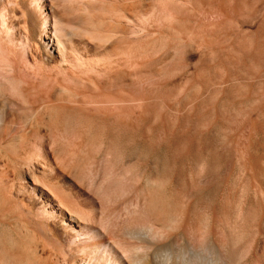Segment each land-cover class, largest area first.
Wrapping results in <instances>:
<instances>
[{
    "label": "bare ground",
    "instance_id": "6f19581e",
    "mask_svg": "<svg viewBox=\"0 0 264 264\" xmlns=\"http://www.w3.org/2000/svg\"><path fill=\"white\" fill-rule=\"evenodd\" d=\"M3 1L4 0H0V221L1 222L2 221L7 222L11 220L18 221L19 218V221H21V223L23 224L21 225L25 226L26 230L19 228L22 231L24 230L23 232H20L19 230L20 233L19 235H21L22 238L21 243L16 245H4L0 243V264H264V240H263L264 238L261 239L264 233V225L261 226L260 224L261 222H256L255 220H252V222L255 221L256 224L253 223L255 225L253 226L254 227L253 237L251 236L252 240L251 242L248 243L247 218L245 215L246 211L244 213V209L241 204L242 202L239 201L236 202L237 200L236 201L234 200L236 196L232 198L229 194L230 192L224 193L216 201L213 198L215 201L214 204L215 207L212 205L211 207L208 206L205 207L206 205L205 206L202 205L200 207L201 208L204 207L205 209L204 208L199 210L196 209L198 211H195V208L197 207V203H198L197 201V203L195 204L196 202L194 195L195 193L191 191L190 194L192 192L193 194L188 195L189 191L188 192L186 191L187 195L186 194L184 195L183 193V196L178 195L179 197L176 198L174 197V201H172V203L174 202L176 207L173 206L172 210L171 209L169 210L163 207L164 205L166 207L169 203L163 201L162 199H161L162 201L158 200V197H160V195L159 196L156 195L158 193H155L150 189L153 184L159 183L157 176L150 175L149 177L148 176L145 177L143 175L145 178H142L143 176H141V173H139L140 174L139 177L141 179L138 177L139 179H137L134 184V186L136 187V188L134 187L135 189H133L134 197L133 196H131V198L129 197L130 199H132L133 197V200L136 199L135 203H137L138 201L140 205H138L137 207H133L135 205L133 206L130 205L133 203V201L131 200L132 202L130 203L128 202L129 200L128 201L126 200L127 203L125 202V205H123L122 210L118 211V215L115 214V216L117 215L116 217L113 216L114 214H111V216H107V217L105 216L106 218L104 219V221L102 222L100 221L101 224L99 223L100 226L97 229L96 236L93 239L89 240V237L86 236L87 235L86 232H85L86 235H83L84 233L82 230H85L83 228L87 227L88 225L91 226V221L93 222V220H90L86 215L84 216L82 214L83 212L81 213V210L76 209L77 205L78 207L80 206L79 202L76 203L77 204L76 207L73 206V204L71 203L72 200H70L68 197L75 196V193H73V191L75 190L72 191L73 194H66L67 192L64 193L63 190L60 189L61 186L59 187L58 185L59 183L57 184V181L52 180L48 175H46L47 173L45 172L47 171L46 170L47 168L51 167V165L59 155H62L63 153H67L70 156V163L67 174L71 176L70 179L77 178L79 175L83 174L84 169L89 162L95 161L100 163L102 160L106 161L108 165H111L112 168H114L116 171L118 169L119 170L122 169L123 171L121 175L123 174L125 175L128 171H131L132 168L142 165V163H140L138 159L135 161L132 155L126 151L129 150L128 147L130 143L132 142L140 143L146 148L155 150L154 147L156 145L162 144L169 139L171 140L173 138L178 139V138H182L181 136L185 135L183 137L187 136V138H189L190 140L192 135L191 134L190 136L187 135L188 132H186V130L188 131L189 128L185 125L184 126L188 128L186 129L184 127L186 129L185 130L186 133L184 131H183L184 134L179 133L181 129L179 130L176 129V131L178 130L176 133L175 132V127H177L175 125L176 123L172 122V119L170 121V118H168L173 114L172 112L173 110L172 111L170 110L172 112V114L170 113V115H168L167 112L164 110V108H166V106L169 105L167 103H172L171 101L167 100L168 101L167 102L164 99L169 95L170 92L168 90L170 89L165 88L166 86H164L165 89L162 90L161 93L159 92L160 87H162V85L166 83V80L165 82H162L163 81L162 80L161 81L162 85H161L159 81H155L157 78H154L151 75L150 76L155 79L152 80L153 82L151 81V79L153 78H150L148 75H145V73L143 75L148 76L147 77L148 79H144V77L140 78L139 75L140 74L142 75L141 72H138L140 73L138 75L137 73L134 72L130 74H124L125 72L123 73V71H121V69L123 68L122 66H124L127 63L126 62L127 60L123 58L124 57L123 53L124 55L129 54L127 56L131 55V47H132L131 42L133 41L131 38L126 36L129 31H127L126 27L124 26L121 27L120 22H124L126 26H133L137 24V21L138 22L142 21V20L140 21L137 20V17L140 18V16H136L134 10L136 9L137 12L138 9L135 8L136 6L142 8L143 1L141 3L140 0H139L140 2L138 0H119V2L121 1V3L118 6L119 10L117 9L118 7L116 8V10H118L117 12H114L116 10L112 11L113 8L112 9L110 8V10L109 8H107L108 10L106 11H109L110 14L115 18L116 25L114 26L112 25L111 27L109 26V28L104 29L103 33H99L100 36L97 35L95 37V38L100 37L95 41H93L94 36H92L94 53H93V57H91L90 59L83 57L82 55H76V54L74 55V53L71 52L70 49L73 47L72 39H71L72 37L71 36L69 37L68 33L66 32L65 22H64L65 27L63 26L62 23H59V25H57L56 22H54V24L50 22L51 24L47 26L43 25L44 28L38 34H35L33 37L30 36L29 38L32 44L34 45V50H35V51L32 49L29 50L31 52L30 54H32V56L34 54L35 57L33 56V58L38 60V62L36 61L38 64L34 63L33 65H26V64L20 65V63L18 62L19 59L17 60L14 54L13 46L11 47L10 43L6 39L7 37H5L6 24L3 15L5 9ZM64 1L67 2V0ZM192 1L191 2L189 1L190 2L188 6L189 8L184 6L183 9L182 6L180 7L175 6L174 8L172 7L169 12L167 11L168 14L166 12V15H170L173 18L180 20L191 21L193 16H197L195 15L196 10H199L198 9L199 7H196L197 3L195 4ZM207 2L210 1L207 0ZM83 4L81 5L82 9L85 7ZM89 4L90 3L88 2V5ZM60 5L64 7L63 4L60 3ZM90 7L92 8L93 6L90 5ZM205 7L206 10H203V12L205 11L206 16L208 17L209 13L212 11L213 8L212 6L210 7V4L208 6V9L206 5ZM103 9L105 10V8ZM141 11L142 10H140V14L142 13ZM142 16L144 15H141V17ZM209 16L212 17V15ZM211 17L210 18L208 17L209 19H207L204 16L203 18H206L207 21L205 22L206 24L202 23L203 28L206 25L204 29L206 31L209 30V32L207 31L209 33V36H211V31H213V29L211 30V27H213L212 22L210 21ZM196 18L197 17H195L194 19ZM47 21H48L47 18H45L44 22L47 23ZM200 22H203V20ZM200 22L199 23L197 22L198 25L199 24L201 25ZM155 24L163 27L161 25L160 13L159 14L156 13V15L154 14L150 19L147 18L145 19L143 17V24L141 25L142 26L145 25L146 27L151 28ZM189 25L190 24H188V26ZM145 26L142 27L143 30L145 29ZM143 30L141 29V31ZM99 31L101 32V30ZM206 31L203 32L208 34ZM132 32L130 31L129 33L132 34ZM195 32L196 34H198L199 37L200 36L199 32L196 31V29ZM117 33L119 34L122 33L121 36L116 37V38L118 37L120 38L118 39L115 38L116 40L113 39L114 41L109 39L112 35H113L112 37L118 35ZM94 35H96V33ZM188 36L190 37V34ZM194 36L195 35L193 34V37ZM201 36H205V35H201ZM196 37L195 39L197 40ZM208 38H206V40ZM99 40L100 41L103 40L104 43L98 42ZM200 40L203 43H206L205 46H208L209 47L208 50L210 51V48L213 47L212 46L213 44L211 43L212 42L211 40H213V36L211 40L208 39V41H205V39L202 40V38ZM96 41L98 43L94 44V42ZM71 44L72 47L70 46ZM198 45H200L199 47L205 48L204 46H202L204 44H202L201 42L200 44L198 42ZM198 45H197V50H198ZM257 45L259 46V44ZM118 46L121 47V50L118 49V51L116 52L115 51L116 49L114 50V48L116 47L118 48ZM221 49L222 48H220L219 50L222 52ZM211 50L212 51L208 53L212 54V52H214L216 49L213 51L212 48ZM119 51L121 52L123 57L118 53ZM134 53L136 52L134 51ZM226 53L227 51L225 52V54ZM219 54L215 53L214 55L213 53L212 55L218 58ZM259 54H260V58L261 56L262 58H264L263 55H261V51ZM257 55H255L254 57H256ZM127 58L130 59L131 57L130 58L127 57ZM241 59H243V56ZM240 61L241 60H239V62ZM223 62H217V63H222L223 65L225 64V60ZM225 66L227 68L226 64ZM128 67L125 68L129 69ZM260 67L262 68L261 65ZM200 69L201 68H199V70ZM228 71L229 70L227 69L226 72L228 73ZM232 72L228 74L230 75ZM231 76H233L234 78L233 73L231 74ZM163 77H165V75L162 76V78ZM225 77L228 76L225 75ZM168 78L169 77H167V79ZM191 78L193 77L191 76L190 79ZM233 78H230V80L231 79L233 80ZM217 81L218 80H216L215 83H217ZM156 82H159V84H156ZM224 82L226 81H223V83ZM144 84L145 86L143 87ZM167 84L169 83L167 82ZM206 84H208V82ZM169 86L171 87L170 84ZM174 86L176 85L174 84ZM184 87L182 86L183 90L186 89V87L188 86H186L185 88ZM157 88H159L158 93L156 91L158 90ZM263 90L264 88L262 89V92ZM171 96L173 97V95ZM207 102L209 104L208 108L209 106L212 107L214 105V104H212V106L210 105V103H214L213 101L210 103L209 101ZM161 106H163V108ZM200 107L198 108L201 110L202 108ZM202 107H206V105ZM217 107L218 106L216 105V108ZM228 107L229 106H226V108ZM213 109H211L210 112H212ZM206 110L207 108H205L204 111L206 112ZM224 110L223 112H225ZM179 111L181 112V110ZM213 111L215 112V109ZM188 112L190 111L188 110L186 113ZM230 113L227 112L226 115L227 114L230 115ZM194 114H192V116ZM179 115L181 116L182 114L179 113L177 115L175 114V116L176 117L178 116V118ZM184 115L185 113H183L182 116ZM217 115H218V110H217ZM229 115L228 117L233 116V115L230 116ZM149 116L157 117V123H159L161 125L160 127H162L161 131L159 130H157L158 132H154L151 130L140 131L135 129L137 127V126L135 127L136 125L135 123L139 121L143 122L149 120L148 119ZM185 117L187 116L185 115ZM193 117H195V115ZM199 117L201 118L202 115H199ZM226 117L227 116L223 114V116L221 117L222 121L223 120L226 121L227 119ZM235 117L233 116V119ZM172 118L174 119V117ZM178 118L177 120H180ZM174 120L176 121V119ZM186 120L188 121V119H183V122ZM195 120H197V118ZM214 120H211L212 123ZM152 122L155 121L153 120ZM152 122L149 123L150 125H148L150 128L151 127L154 128V126L156 125V124L154 125V123ZM188 122L190 124L192 121L191 122L188 121ZM209 122L207 124L210 125ZM249 124L250 127H252L254 122ZM182 125L180 126L182 127ZM193 125L195 126V124H192L191 128H193ZM208 126L207 125L204 126V129ZM226 128L229 130L230 127L229 128L226 127ZM247 128H249V126H247ZM209 131L207 133H209ZM195 132H197L196 135H199L198 131L195 130ZM220 132L222 133V131ZM224 132L226 131L224 130ZM40 136H45L47 138V141H50L51 145L47 148V151H45L44 149L45 151V155H43L44 157L40 158L41 160L40 159L38 160V157L34 152L31 142L32 141L34 142V139ZM70 138H72L73 141L72 143H70L72 144L71 146H69ZM246 138L248 139V136ZM184 139L185 138H183V140ZM192 139L194 140L195 138ZM228 139L229 138L226 135H224V137L221 136L220 140H222L223 144L224 143L226 144L227 142L231 141L230 139H229L230 141ZM172 141L174 142V140ZM241 142L243 143V141ZM231 146L233 145L231 144ZM231 146H229V148L227 147L225 148H227L228 150L230 149L232 150L233 148ZM249 147L251 146H249L246 143L245 145H243V148L241 146L242 149L240 147H239L240 149L235 147L239 149V151H236L237 149L234 150L235 148L233 150L235 151V153L237 152L239 154L238 158H241V160L240 159L239 160L241 161L244 170L250 173L251 179L254 182L258 192L260 194H263L264 180H259L258 175L264 174V162H262V160L264 159H261L262 156L261 158L256 156L253 157V155L255 154L250 156V154L252 153L251 152L250 154L248 153ZM227 149L226 150L222 149V151L225 150L226 152ZM232 152L233 151H231V153ZM226 153L228 154L229 152L227 151ZM235 155L236 157L238 156L237 154ZM235 155L233 153V156ZM229 161H233V159L231 158V160ZM151 163L154 164V162ZM233 163L231 164L233 167H231V165L229 164H228L229 166L226 165L227 174L229 173L228 172L229 167L232 168V170H234ZM38 165L41 168V170L38 167ZM226 177L228 176L226 175ZM123 178L121 177V179ZM25 180H28L29 183H31L30 184L31 186H29L30 188L29 193L32 196L29 195L27 196V198L35 202L38 201L39 210L41 209L44 210L43 207L45 206V202L50 203L52 208L56 210L52 218L51 219L49 218L50 223H44L43 222L44 219L43 221L38 219L39 221L37 220V223H35L34 221H32V219H34L35 216L37 215L33 214V217H27L28 214L30 215L33 213L32 205L29 202L27 203L25 201L24 202L17 201V203L13 201L14 200L13 195L16 192V186L19 185L17 183H20L22 181L25 182ZM119 186L120 187L122 186V181L120 179H114L112 177L109 179L108 178L103 179L88 194V197L82 199V203L81 202L80 203L83 205H88L89 203L92 204V206L93 204L96 205L99 202L98 200H101L102 193L104 191L110 189H111L110 191H112V188L119 189ZM42 201H44V203ZM159 201L162 203L165 202L167 204L164 203L163 206H160L158 203ZM201 202L202 201L200 200V203ZM209 203L210 202H207V204ZM233 205L236 206V210H237V215L235 214L236 221L233 222L235 223L233 224L235 225V229H234L235 233L233 232V234L235 235L233 239L235 238V242L237 241V245L235 246L233 244V246H235V250L233 249L234 250L233 252H235L238 256L235 255V253L231 252L232 246L230 244V241L233 236L232 229L234 227H232L231 229L230 224L232 222L230 223L229 220L226 218L227 214H229L228 212L230 208ZM193 206L194 208H192ZM257 208L255 209L257 210ZM259 209L262 208L259 206ZM262 215L264 216V213ZM257 218L259 219V217ZM208 224H210L211 226L210 228L208 227L207 229L206 226ZM205 228L207 230H205ZM88 229L91 228L88 227ZM80 230L82 232H80ZM172 232L177 233L181 236L183 245L181 244L180 246L177 243L179 246L176 244L177 245L176 247L173 241H172L174 243V244L172 243L173 245L171 244L170 241H168V237L170 236L169 234H171ZM70 234L71 237L70 238L68 237L69 238L68 240L64 238L65 240H67V242L65 243L63 242L64 243L63 244L61 242L62 238L69 236ZM179 235H177V237ZM203 235H205L206 239L200 238L203 241L197 239L198 237H204ZM180 236H179V240L181 239ZM162 239L165 241L162 242L161 241ZM195 239L196 242L200 241L202 245L201 244L197 245V243L200 242L194 244L193 243L194 241L192 242V240ZM179 242H181V240ZM193 244L197 246H194Z\"/></svg>",
    "mask_w": 264,
    "mask_h": 264
},
{
    "label": "rangeland",
    "instance_id": "374dc122",
    "mask_svg": "<svg viewBox=\"0 0 264 264\" xmlns=\"http://www.w3.org/2000/svg\"><path fill=\"white\" fill-rule=\"evenodd\" d=\"M87 1L88 0H86V2ZM117 1H118V3H117ZM140 1H141V3L143 1V3H142L143 6H142V8H139L136 6L135 8H137L138 10L136 12V9L134 8L135 9L134 13L136 16H140V18L137 17V20H139V21L142 20V21H140V22L137 21V24L133 25L134 27L133 26H126V24L124 22H120L121 27L122 26L126 27L127 31L132 32L133 30H135L132 32V34L128 32L129 34L127 33V35H126L127 37L131 38L133 41V42H131L132 43L131 46L132 47L134 46L133 47L134 49L131 47V55L132 56L131 55L127 56L129 54H125L126 55V57H125V55L123 53V56H124L123 57L121 52L120 51L118 52L125 60H127L126 61L127 63L124 66H122L123 68L121 67L122 68L121 71H123V73L125 72L124 74H130V73L134 72V73H137L138 75L140 74L138 72H141L142 75L141 74H140L141 76L139 75L140 78L144 77V79H148L147 78L148 76L150 78L154 77L157 79L155 80L153 78V79H151V81L152 80L159 81L161 85H162V82H165V80H166V83L163 84L162 87H160V91H159V88H157L158 90H156V91H157V93H158V91L161 93V91L164 90L165 88L170 89V90H168L170 92L169 95L171 94V95H173V97L171 95L170 96L168 95L164 99L166 101L169 100L172 103H167V104H169V105H167L168 108L166 106V108H164V110L167 112L168 115H170V113L172 114V112H173V114L171 116L174 117V119H176V121L171 116L168 118H170V121L172 119V122L176 123L175 124L177 126V127H175L176 133L179 129H181V131L179 133L184 134L186 129H188V128L190 129V130L188 129V131L186 130V132L189 133V134L187 133L188 136H190V134L192 135L190 140H189V138H187V136L183 137V136H185V135H183V136H181L182 138H178L179 140L173 138L172 140H174V142L171 139H169L162 144L156 145L154 147L155 150L146 148L140 143H134V142L130 143L129 147H128L129 150H126V151L132 155V157H133V159H135V161L138 159L139 162L142 163V165L141 166L139 165L137 167L132 168L131 171H128L125 175L124 174L121 175L122 171H123L122 169H120V170L118 169L116 171L114 168H112L111 165H108V163L106 161L102 160L100 163L95 162V161L89 162L86 165L83 174L79 175L77 178H74V179L71 178L70 179L71 176L67 175L68 174V167H69V163H70V156L67 153H63L62 155H59L57 157V159H55V161L53 162L51 167L46 169L47 171H45V172L47 174L46 173L45 174L48 175L52 180H56L57 184L59 183L58 184L59 187L61 186L60 189L63 190L64 193H66V192H67L66 194L75 193V196L68 197L70 200H72L71 203L73 204V206L76 207V205H77L76 203L79 202L80 206L78 207V205H77L76 209L81 210V213L83 212L82 214L84 216L86 215L90 220H93V222L94 221L98 222V223L97 222L93 223L91 221V226L88 225L87 227H84L83 229H85V230L81 229L84 233L83 235H86V233H87L86 236L89 237V240L93 239L96 236L97 229L100 226L99 225L100 221L101 222L104 221V219L107 216H111V214H114L113 216H115V214L118 215V211L122 210V207H123V205H125L126 200L127 201L129 200L128 202H130V203L133 201V203L130 204L131 206L135 205L133 207H137L138 205H140V203L138 201H137V203H135V200H136L135 198H134L135 200H133V197H134L133 196V193H134L133 189L136 188L134 186V184H135L136 180L140 178L139 173H141V176L144 175L145 177H147V176L149 177L150 175L151 176H157L159 183H156L157 185L153 184L152 187H154V188L151 187L150 189L153 192L158 193L156 195H158V196L160 195V197L157 196L158 200L162 199L163 201H166L167 203H169L165 207V205H164L165 202H163V203L160 201L158 202L160 206L164 205L163 207L167 208L169 210L170 209L172 210L173 206L176 207L175 203L174 202L172 203V201H174V197L176 198L179 196H183V193H184V195L185 194L187 195L188 191H189L188 195L193 194V192L195 193L194 194L195 200H196L195 204L198 201L197 207H199V208H197L195 206L196 207L195 211H198L199 209H203L204 207L203 208L200 207L202 205H204V206L206 205L205 207H207V206L211 207V205L215 207V205H214L215 201L224 193L230 192L229 194L232 198H234L236 196L234 198L235 201L237 200L236 202H238V201L242 202L241 204L243 206L244 213L246 211L245 215L247 218V230H248L247 242L249 243V242H251L252 237H253V232H254L253 226H255L254 224H256V222H261L260 223L261 226L264 225V221H263L264 216L262 215L264 213V208H263L264 207V192H263V194H260L258 192L254 182L251 179L250 173H248V171L246 172L244 170V168L241 164V161H240L241 158H238L239 154L237 152L235 153L234 150H236L239 147L241 148V146L243 148V145H245L247 143L249 146H251L248 148V151H249L248 153L249 154H250V152L252 153V154H250V156L255 154V155H253V157L256 156V157L261 158V156H262L261 159H264V154H263L264 153V95H263L264 90L262 92V89L264 88L263 87L264 86V68H263L264 67L263 66V64H264L263 59L264 58H262V56L260 58V54H259L261 51V55H263V57H264V48H263L264 47V43H263L264 42V0H213V1L208 0L211 3L207 2V0H197V1L196 0H193V1L189 0L190 2L192 1L195 4L197 3L196 7H199L198 8L199 10H196V14H195L197 16H193L191 21L190 20H188V21L180 20V19L173 18L170 15H166V12L167 11L169 12L172 7L174 8L175 6L176 7L182 6L183 9H184V6L188 7L189 3H190L188 0H140ZM84 2H85V0H67V2H65L64 0H4L3 3L5 6V9H4L3 15H4L5 24H6L5 25V30H6L5 37H7L6 39L10 43L11 47L13 46L14 54H15L17 60L19 59L18 62L20 63V65H24V64L33 65L34 63L38 64L37 63L38 60L33 58L34 54H33V56H32V54H30L31 52L29 50H31V49L34 50V45L32 44V42L29 38H30V36L33 37L35 34H38L44 28V26H47L51 23L54 24V22H56L57 25H59V23H62L63 26L66 23V25H65L66 27L65 26L64 27L66 28V32L68 33L69 37L70 36L72 37L71 39H72L73 47L71 44L70 46L72 48L70 50L72 53H74V55L75 54L76 55H82L83 57H86L89 59L91 57H93L94 47H93L92 42L100 38V37H98V38H95V37L97 35L100 36L99 33H103L104 29L109 28V26L111 27L112 25L113 26L116 25L115 24V18L110 14L109 11H106V10H108L107 8H109V10H110V8L111 9L113 8L112 11L116 10V8L120 5L121 1L119 2V0H95V1L89 0L88 1L90 3L89 5H88V2L87 3L86 2L84 3ZM60 3L63 4L64 7H62L60 5ZM81 3L82 4L84 3L83 5L85 7L83 6L84 7L83 9L81 8V5H82ZM85 4H87L88 6ZM209 4H210V7L212 6V8H213V9L211 8L212 11L209 13V15H212V17L208 15V17L209 18L211 17V19H212V20L210 19V21L212 22V26H213V27H211V30L213 29V31H211V36H209V33H208L209 30H207L208 31L207 32L204 29L206 27V25L204 28L202 26V23L206 24L205 23L207 21L206 18L209 19L206 16L205 11L203 12V10H206L205 5L207 6V9H208ZM90 5L93 6L92 7L93 9L90 7ZM78 6L81 9H79ZM102 7L105 8V10ZM168 7H170V8H168ZM117 9L119 10V7ZM91 10H94V11H91ZM118 10H116L114 12H117ZM140 10H142L141 12L144 14H142V13L140 14ZM168 12H167V14H168ZM201 12L203 15L201 14ZM91 13H92V15H91ZM156 13L157 14L160 13L161 25L163 27H161L157 24H155L151 28L146 27L145 25H143V26L141 25V24H143V17L145 19L146 18L150 19L154 14L156 15ZM213 13H214V16H213ZM141 15H144V16L141 17ZM67 16H69V17H67ZM78 16H79V19H78ZM204 16L206 18H203ZM195 17H197V18L194 19ZM45 18H47V20H48L47 23H45L46 21L44 22ZM112 18H113V21H112ZM171 18H173V19H171ZM58 19H60V20H58ZM174 19H175V21H174ZM202 20H203V22H200ZM73 21H74V23H73ZM184 22H185V24H184ZM197 22L198 23L200 22L201 25L200 24L198 25ZM62 24H60V25H62ZM188 24H190L192 26H190V25L188 26ZM72 26H74V27H72ZM144 26H145V29L143 30L142 27H144ZM129 27L131 28V30ZM147 28H150V29H147ZM141 29L143 31H141ZM160 29H162V30H160ZM195 29H196V31L199 32V35H200L199 37H198V34H196ZM206 29H209V28H206ZM99 30H101V32ZM156 30H158V31H156ZM203 31L204 32L206 31L208 34L204 33ZM105 32H104V34H105ZM93 33L94 34L96 33V35H94ZM117 34L118 35H116L115 37H112L113 36L112 35L111 37L109 36L110 38L109 37L108 38L110 40H113V39L116 40V39L120 38V37L116 38L117 36L122 35V33L121 34L117 33ZM189 34H190V37L188 36ZM193 34L195 35L194 37H193ZM77 35H79V36H77ZM201 35H205V36H201ZM92 36H94V38ZM208 36H209V38H208ZM212 36H213V40H211ZM223 36H225V37H223ZM195 37L197 38V40L195 39ZM200 37L202 38V40L205 39V41H208V39H209L212 41L211 43L213 44L212 45L213 47L212 46L211 47L213 48V51L215 49H216L215 51H217L220 48H222L221 49L222 52L220 50L217 51L218 53L215 51L212 52V54L214 53V55H215V53L219 54V52H220L219 57L217 56L218 58H216V56H213L212 54L208 53V52L212 51L211 50L212 48H210V51H209L208 50L209 47L205 46L206 43H203L200 40L201 39ZM92 38L94 39L93 41H92ZM206 38H208V39L206 40ZM125 40H126V37H125ZM102 41L99 40L98 42L104 43V41L103 42ZM98 42L96 41V42H94V44L98 43ZM198 42H199V44H200V42L202 44H204L202 46H204L205 48L199 47L200 45H198ZM223 43H225V44H223ZM215 44H216V46H215ZM221 44H223V45H221ZM226 44L228 47L226 46ZM257 44H259V46ZM197 45H198V50H197ZM206 47H207V49H206ZM223 47H224V50L226 49L225 51L223 50ZM191 48H192V50H191ZM217 48H219V49H217ZM259 48H261V49H259ZM118 49L121 50V47L118 46V48L117 47L114 48V50L116 52L118 51ZM134 51L136 53H134ZM226 51H227V53H226L227 55L225 54ZM251 52L253 55L258 54L259 57H258V55L256 57H254L255 55L253 56L251 54ZM256 52H258V53H256ZM210 55L212 56V58ZM220 55H222L226 59H224ZM242 56H243V59H245V60L241 59ZM245 56H246V58H245ZM127 57H129V58L131 57V58L128 59ZM134 57H135V59H134ZM219 58H221V59H219ZM132 60L134 61V63ZM219 60H221V61H219ZM224 60H225V64L227 65V68H226L225 64L222 65V63H217V62H223ZM231 60H232V63H231ZM239 60H241L240 61L241 63L239 62ZM226 62H228V63H226ZM261 62H263V63H261ZM242 65H244V66H242ZM260 65L262 66V68L260 67ZM125 67H128L129 69H127ZM199 68H201V69L199 70ZM258 68H261L263 71L261 69H258ZM221 69H222V71H221ZM227 69L229 70L228 73L233 71L232 73H233L235 79L233 78V76H231L232 73L229 75L226 72ZM235 70H236V72H235ZM147 72H148V74H147ZM144 73H145V75H148V76H144L143 75ZM150 75L153 77H151ZM164 75H165V77L162 78V76H164ZM193 75H196V76H193ZM225 75L228 77L230 76V77L229 78L225 77ZM166 76L169 77L168 78L169 80L167 79ZM182 76H183V78H182ZM191 76L194 79L195 78L196 79L198 78V79L197 80L195 79L196 81L193 78L190 79ZM240 77H241V79H240ZM200 78H202V79H200ZM219 78H220V80H219ZM227 78L229 80H230V78H233V80L231 79L229 81ZM188 79L193 80L195 82L190 81ZM216 80H218L219 82L217 81V83H215ZM221 80L226 81L227 83L226 82L223 83V81H221ZM188 81L190 82V84ZM159 82H156V84H159ZM167 82L171 85V87L173 86L174 88L172 87L173 88L172 89L169 86V84H167ZM185 82H186V84L188 82V84L186 85ZM191 82L193 85L191 84ZM207 82H208V84H206ZM174 84L176 86H174ZM144 86H145V84L143 85V87ZM164 86H166V87L164 88ZM182 86L183 87L188 86V87H186V89L183 90ZM171 89H172V91H171ZM172 92H174V93H172ZM259 95H260V97H259ZM169 97H170V99H169ZM225 100L227 103L225 102ZM207 101H209V103L213 101L214 103H210V105L211 106H212V104H214V105L212 107L209 106V108H208L209 104ZM204 102H205V104H204ZM180 104H181V106H180ZM215 104L218 106L217 107L218 109L216 108ZM182 105L185 107H183ZM200 105H201V107H200ZM205 105H206V107H202ZM225 105L229 106V107L226 108ZM193 106H194V108H193ZM161 107L163 108V106H161ZM198 107H200L202 109L200 110ZM196 108H197V110H196ZM205 108H207L206 112L204 111ZM213 108L215 109V112L213 111L214 110ZM224 108H225V110H224ZM178 109L181 110V112ZM193 109H194V111H193ZM211 109H213L212 110L213 113L210 112ZM170 110L171 111L173 110V111L171 112ZM184 110L186 112L189 110L190 112L186 113ZM217 110H218V115H217ZM219 110L222 112V115H221V112ZM223 110L225 112H223ZM226 111L228 113L232 112V113H230V115H233L234 117L235 116L236 117L233 119V116H230L229 114L226 115V113H227ZM178 113L182 114V115H183V113H185V115L187 117H185V115L184 116L179 115V118H178V116L177 117L175 116V114L177 115ZM194 113H197V114H194ZM192 114H194L195 117H193L194 115L192 116ZM212 114L215 116H213ZM223 114L225 116H227L226 117L227 122L224 120L222 121L221 117L223 116ZM199 115H202L203 118L202 117L201 118L203 120L199 117ZM228 115L230 117H228ZM218 117H219V119H218ZM166 118H167V116H166ZM168 118H167V120H168ZM177 118L180 120H177ZM182 118L188 119V121H190V122L192 121L190 123L191 125L189 124V122L187 120L183 122ZM196 118H197V120H195ZM208 118H210V119H208ZM214 118H215V120H214ZM148 119L149 120L152 119V120L151 121L146 120L143 122L139 121V122L135 123L136 124L135 127L137 126L135 129L140 130V131H142V130L150 131L151 130L154 132H158L157 130H159V131L162 130V127H160L161 125L159 123H157V117L156 116H153V117L149 116ZM206 119H207V121H206ZM153 120L155 122H152ZM211 120H214L213 123ZM250 120H251V122H250ZM151 122L154 123V125L156 124L157 126L158 125L159 126L157 127L156 125L155 126L153 125L154 128L153 127L150 128L148 125H150L149 123H151ZM208 122L210 123V125L207 124ZM252 122H254V124H253L254 126L252 125V127H250L249 123H252ZM192 124H195V126H197V127H195L193 125V128H191ZM243 124H244V126H243ZM180 125H182L183 128ZM184 125L187 126L188 128H186ZM206 125L207 126L209 125L210 127L209 126L206 127L205 128L206 130H205L204 126H206ZM224 125L228 128L230 127L229 130ZM247 126H249V128H247ZM176 129H178V130L176 131ZM182 129H184V130H182ZM191 129H192L193 133H192ZM223 129L226 132H224ZM195 130L198 131L199 135H196L197 132H195ZM207 130L208 131L211 130L212 132L209 131V133H207L208 132ZM220 131H222V133ZM249 131H251V132H249ZM202 132H203V134H202ZM228 133H230V134H228ZM224 135H226L234 144L239 143L238 144L239 146L236 144H235L236 145L235 146L228 139L230 142H227L226 144H228L229 146H231V144H232L233 146H231V147L233 149L235 147H237L234 150L233 149L228 150L227 148H229V146L226 145L225 143L223 144L222 140H220L221 136L224 137ZM247 136H248V139L246 138ZM43 137H44V139H43ZM183 138H185V139L183 140ZM192 138H195V139L193 140ZM186 139H187V141H186ZM245 139L247 140V142ZM238 141H240V142H238ZM241 141H243L244 144ZM72 142H73L72 138H70L69 146L72 145V144H70ZM187 142H189V143H187ZM240 144H241V146H240ZM31 145H32L34 152H35V154L39 160L40 158L44 157L43 155H45V151H47V148L51 144H50V141H47V138L45 136H40V137H37L36 139H34V142L32 141ZM220 147L222 149H225V150L227 149V151L229 153L227 154L226 153L227 151L225 152V150L222 151V149ZM225 147H227V148H225ZM44 149H45V151H44ZM188 149H189V151H188ZM239 149H237L236 151H239ZM262 150H263V153H262ZM231 151H233V152L231 153ZM186 152H187V154H186ZM233 153H234V155L237 154L238 156L237 157H236V155L233 156ZM173 156H175V157H173ZM231 158L233 159V161H229V160H231ZM151 162H154V164ZM226 162H227V164H226ZM231 162L232 163L234 162L233 163L234 164V168H233L234 170H232V168L229 167V170H231V171L228 170V172H229L228 173L229 175H228L226 173L227 172L226 165H228ZM262 162H264V160H262ZM223 164H224V166H223ZM231 164H229V165H231ZM38 167H39V165H38ZM231 167H233V166L231 165ZM241 167H242V169H241ZM40 170H41V168H40ZM226 175L228 177H226ZM144 176L142 178H145ZM111 177L114 179H120L122 181V186L121 187L119 186V189L118 188H116V189L112 188V191H110L111 189L106 190L104 192L102 191L104 193V194L102 193V198H101L102 201L98 200L99 202L96 205L93 204V206H92V204H90V203L88 205L81 204L82 199L87 198L88 194L93 190V188L99 182H101L103 179H106V178L109 179ZM121 177L122 178L124 177V178L121 179ZM258 178H259V180H264V174H259ZM125 180H126V182H125ZM17 184H19V185L16 186V192L13 195V198H14L13 201H15L16 203H17V201L18 202H20V201L24 202L25 201L27 203L29 202L33 207L32 208L33 213L30 215L28 214L27 217H33V214L37 215L34 218L35 220L32 219V221H34L35 223H37L38 219H40L42 221L44 219V221H43L44 223H50L49 222L50 219L52 218V216L56 212V210L52 208L51 204L48 202H45V206L43 207L44 210H42V209L39 210L38 209L39 202L38 201L35 202V201L29 200V198H27V196L31 195L29 193V189H30L29 186H31L30 185L31 183H29L28 180H25V182L22 181V182L17 183ZM17 188H18V190H17ZM73 190H75L76 192ZM72 191H73V193H72ZM191 191H193V192L190 194ZM222 191H224V192H222ZM231 191H232V194H231ZM27 193H28V195H27ZM131 196H133L132 199H130ZM213 198L215 199V201ZM209 199H211V200H209ZM200 200L204 203H202V202L200 203ZM42 202L44 203V201H42ZM207 202H210L209 203L210 205L207 204ZM161 203H162V205H161ZM167 203H165V204H167ZM120 206H121V208H120ZM233 206L230 208V210L228 212L229 214H227V216H226V218L229 220V222L230 223L232 222L231 223L232 225L235 224L233 222L236 221V215H237L236 206L235 205H233ZM257 206H258V208H257ZM259 206L262 209H259ZM175 207H174V209H175ZM192 208H194V206ZM255 208H257V210ZM196 209H198V210H196ZM233 210H235V211H233ZM258 214H260V215H258ZM261 215H262V218H261ZM257 217H259V219ZM260 219H261V221H260ZM252 220H255L256 222L255 221L252 222ZM9 222H12V223H9ZM34 222H32V223H34ZM21 224L22 223H21V221H19V218H18V221L17 220H14V221L11 220V221H7V222L6 221L5 222L0 221V243H2L4 245H16V244L21 243L22 238H21V235H19L20 234L19 230H20V232H23L24 230H26V227L22 226L23 224L22 225ZM231 224H230L231 229H232V227H234L232 229V234H233V232L235 231L234 230L235 225L232 226ZM208 225L206 226L207 229H208V227L210 228V226H211L210 224H208ZM88 227L91 229H88ZM19 228H22L24 230L22 231ZM207 229L205 228V230H207ZM81 230H80V232H82ZM171 234H169L170 236L168 237V241H170L171 244L174 242L175 245L178 243L181 246V244L183 243L181 236L179 234L173 233V232ZM177 235L180 236L181 242H179L180 241L179 236L177 237ZM234 235L235 234H233V236L231 238L232 242L230 241V244L232 246L231 252H233L235 250V246L237 245V241L235 242V238L233 239ZM203 236L204 237H198L197 239L200 241H203L202 240L203 238L206 239L205 235H203ZM262 236L263 237H261V239L264 238V233ZM68 237L70 238L71 234L69 236L63 237L61 242L62 243L67 242V240L69 239ZM64 238H66L67 240H65ZM200 238H202V239H200ZM161 241L163 242L165 240L162 239ZM200 241H197V242H200ZM192 242L194 244L197 243L196 239L192 240ZM233 242H235V243H233ZM200 244L202 245L201 242L197 243V245H200ZM233 244L235 246H233ZM177 245H176V247H177ZM197 245H194V246H197ZM233 253H235V252H233ZM235 255H237V254L235 253Z\"/></svg>",
    "mask_w": 264,
    "mask_h": 264
}]
</instances>
